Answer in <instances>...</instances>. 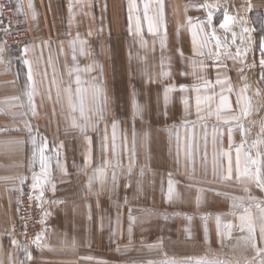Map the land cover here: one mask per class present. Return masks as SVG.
<instances>
[{
	"label": "crops",
	"instance_id": "obj_1",
	"mask_svg": "<svg viewBox=\"0 0 264 264\" xmlns=\"http://www.w3.org/2000/svg\"><path fill=\"white\" fill-rule=\"evenodd\" d=\"M15 2L32 42L21 72L0 38V264H264V0ZM37 155L52 233L30 248Z\"/></svg>",
	"mask_w": 264,
	"mask_h": 264
},
{
	"label": "built area",
	"instance_id": "obj_2",
	"mask_svg": "<svg viewBox=\"0 0 264 264\" xmlns=\"http://www.w3.org/2000/svg\"><path fill=\"white\" fill-rule=\"evenodd\" d=\"M0 38L7 62L15 65L17 55L32 42L29 25L21 17L15 0H0ZM33 128L34 125H32ZM42 176V169L36 158L35 166L28 172L25 181L18 189V209L16 217V233H19L24 243L34 248L42 238L52 233V228L46 223L42 203L36 187Z\"/></svg>",
	"mask_w": 264,
	"mask_h": 264
},
{
	"label": "snow or ice",
	"instance_id": "obj_3",
	"mask_svg": "<svg viewBox=\"0 0 264 264\" xmlns=\"http://www.w3.org/2000/svg\"><path fill=\"white\" fill-rule=\"evenodd\" d=\"M148 7H149V5L146 2L145 5H144L145 15H147ZM2 11L3 10L0 9V15H2ZM161 13H162V8H161ZM148 19H149V25H150V30H151L152 19H151V17H149ZM226 20H227V17H226ZM224 26L225 25H221V27H224ZM245 31H248V29H245ZM25 51H26V49H25ZM24 63L27 64L28 61L25 60ZM260 63H261L262 66H264V59H262ZM29 79H31V75L30 74H29ZM77 82L79 83V80ZM97 92L102 94V89H98ZM222 103L226 105L227 101L224 100V101H222ZM79 105H80L81 115L83 116L84 115V108H83L84 97H83V95H81L80 98H79ZM199 105H200V100H199V98H197V112L198 113H199ZM101 113H102V110H101ZM101 118H102V115H101ZM232 119H235V117H232ZM248 158H249V160H251V162L253 164H257L258 163L257 160L252 159L250 156ZM237 162L239 163V150H237ZM247 172H248V169H245V174H247ZM230 174H231V167H229V178H230ZM254 176L257 179L258 186L261 187L262 190H264V183H260L259 182L260 181V172H259L258 168H257L256 172L254 173ZM171 194L172 193H171V188H170L169 196H171ZM260 212L262 213L261 219L264 220V208H261ZM217 219H219V218H217ZM240 220H241V224H242L241 230H243L244 224L247 221L248 230L250 232H254L255 229H254V226L251 223V217L250 216H247V217L241 216ZM229 227H231V226H229ZM260 232H261L262 238H264V224L261 225ZM197 264H202V262L198 261Z\"/></svg>",
	"mask_w": 264,
	"mask_h": 264
},
{
	"label": "rangeland",
	"instance_id": "obj_4",
	"mask_svg": "<svg viewBox=\"0 0 264 264\" xmlns=\"http://www.w3.org/2000/svg\"><path fill=\"white\" fill-rule=\"evenodd\" d=\"M21 52H22V51H21ZM21 52H20V53H21ZM262 54H264V51H262ZM17 58H19V55H17ZM18 60H19V59H16V60H15V65L18 66V68H19V70H20L21 72H24V66L22 65L21 61H20V60L18 61ZM261 60H262V59H261ZM261 60H260V62H261ZM260 62L257 63V64H258V69H259V76H260V78H261V80H259V81H260L259 86H260L261 88L264 89V76H263L262 73L260 72L261 69L264 68V66H262ZM32 129L35 131V128L32 127Z\"/></svg>",
	"mask_w": 264,
	"mask_h": 264
}]
</instances>
